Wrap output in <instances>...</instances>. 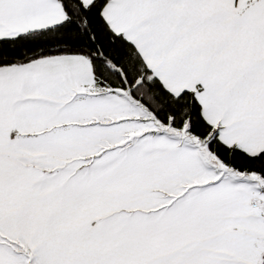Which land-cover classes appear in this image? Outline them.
Returning <instances> with one entry per match:
<instances>
[{"label":"snow or ice","instance_id":"snow-or-ice-1","mask_svg":"<svg viewBox=\"0 0 264 264\" xmlns=\"http://www.w3.org/2000/svg\"><path fill=\"white\" fill-rule=\"evenodd\" d=\"M0 264H264V0H0Z\"/></svg>","mask_w":264,"mask_h":264}]
</instances>
